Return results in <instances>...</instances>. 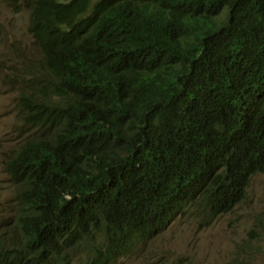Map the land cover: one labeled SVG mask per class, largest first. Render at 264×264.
I'll return each mask as SVG.
<instances>
[{
    "label": "trees",
    "instance_id": "1",
    "mask_svg": "<svg viewBox=\"0 0 264 264\" xmlns=\"http://www.w3.org/2000/svg\"><path fill=\"white\" fill-rule=\"evenodd\" d=\"M26 1L55 77L21 97L39 134L7 163L20 210L0 264H113L115 244L124 256L189 210L207 206L212 223L245 199L264 171L252 148L259 131L264 148V0H151L141 18L150 0H98L113 18L85 15L84 0ZM106 57L113 85L98 76Z\"/></svg>",
    "mask_w": 264,
    "mask_h": 264
},
{
    "label": "rangeland",
    "instance_id": "2",
    "mask_svg": "<svg viewBox=\"0 0 264 264\" xmlns=\"http://www.w3.org/2000/svg\"><path fill=\"white\" fill-rule=\"evenodd\" d=\"M29 25L26 2L15 8L10 0H0V231L14 228L20 210L6 163L36 130L25 122L21 97L45 72ZM147 238L115 264H264V171L232 212L212 223L189 212ZM79 261L80 256L73 264Z\"/></svg>",
    "mask_w": 264,
    "mask_h": 264
},
{
    "label": "clouds",
    "instance_id": "3",
    "mask_svg": "<svg viewBox=\"0 0 264 264\" xmlns=\"http://www.w3.org/2000/svg\"><path fill=\"white\" fill-rule=\"evenodd\" d=\"M7 1H9V0H7ZM10 1L12 2V6L15 7V8H17V5H15L14 0H10ZM97 1H98V0H84V2H83V4H82V12H83L85 15H87V16H103V17H111V18H113V17L115 16L114 13H111V12H109V11H107V10L102 9V8L98 5ZM211 1H212V0H204V4H203L202 9H204L205 7H207ZM243 1H244V0H241V2H243ZM21 2H26V4H27V1H26V0H22ZM154 7H155V6L152 4V1H151V0L148 1V5H147V7L144 8V9H142L139 18L143 17L144 15H146V14H148V13H152V12H154V11H155ZM202 9H201V10H202ZM201 10H200V11H201ZM28 11H30L29 6H28ZM197 12H199V11H197ZM218 16H219V15H218ZM218 16H217V17H218ZM30 23H31V16H30ZM29 27H30V25H29ZM29 27H28V28H29ZM28 30H29V29H28ZM29 33L31 34V36H32V38H33V40H34V42L37 43V41H36V39H35L33 33H32L30 30H29ZM90 37H93V36H90ZM36 45H37V44H36ZM37 47H38V45H37ZM38 48H39V47H38ZM39 50H40V48H39ZM40 52H41V50H40ZM41 54H42V52H41ZM43 59H44V61H45V57H44V56H43ZM103 59H104V62H103V65H102V67L100 68V70H99V72H98V76H99V78H100L104 83H108V84H110V85H113V84H115V82H116V74H115L116 62L114 61V59H112V58H110V57H106V58H103ZM44 61H43V62H44ZM123 64H124V66H125L126 68H130V67H134V66H136V58H135V55L132 54V53H131V54H126V53H124ZM253 66H254V63H252V64L249 66V68H250V67H253ZM43 67H44V66H43ZM235 68H236V67H235ZM44 69H45V72L41 74V77H44L43 80H44V81H46L47 79L52 80V79L55 77L54 74H53V72H52L50 69L47 70L45 67H44ZM236 71H238L237 68H236ZM242 75H243V78H246V76H245V72H244ZM25 93H28V91L25 92ZM24 112H25V122H26L27 124H29V125L32 126V124L27 120V112H26L25 109H24ZM34 128H35V127H34ZM35 129H36L35 131H37L38 134H39V130H38V128H35ZM260 134H261V131L256 132V133L254 134V136H253V139H252V148H253V150H254V153H255L256 157H258V158L264 157V148H263L262 145H261ZM27 140H29V138L25 139V140L22 142V144L20 145V147H19L17 150H15V151L10 155L8 161H9L13 156H15V155L19 152V150L22 148V146H23L26 142H28ZM8 161H7V163H8ZM7 163H6V172H8V171H7ZM262 172H263V170H259V171L255 172L254 174L251 175L249 181L245 182V184H244V188H245L246 197H247V194H248V192H249V189H250V187H251V184H252L254 178L257 177L258 175L262 174ZM9 178H10V175H9ZM10 179H11V178H10ZM15 185H16V184H15ZM105 192H106V189H104V190H100V191H97V192L95 193V195H94V200H96V201H100V202H101L102 197H103V195H104ZM246 197H245V199H246ZM245 199H244V200H245ZM244 200H243V201H244ZM243 201H242V202H243ZM242 202H241V203H242ZM241 203H240V204H241ZM189 212H191V213H197V214H201L202 216L209 217L208 214H209L210 211H209V209H208L207 206H206V207H204V206H200V207L197 209V211H191V210H189V211H187L186 213H189ZM231 212H232V211H231ZM186 213H185V214H186ZM228 213H230V212H228ZM185 214H184V215H185ZM224 214H227V213H224ZM224 214L222 213L221 215H224ZM184 215H182L181 217H183ZM181 217H179L178 220H179ZM209 218H210V217H209ZM122 244H123V243H119V244H115V245H113V246L110 247V248L107 250V252L104 254V256H105L107 253H116V254H118V257H117V259L113 262V264H115V262H117V261H119V260H122V258L125 257V256H127L128 254L132 253V252L136 249L138 243L133 244V250H132V252L127 253V254L124 255V256L121 255V253H122V249H123V248H122ZM104 256H103V257H104ZM103 257H102V258H103ZM77 258H79V256H78ZM102 258H101V259H102ZM83 259H84L85 261H88V262L90 263L89 255H88L87 253L80 254V260L83 261ZM101 259H99V260H101ZM81 261H79V264H81ZM97 261H98V260H97Z\"/></svg>",
    "mask_w": 264,
    "mask_h": 264
},
{
    "label": "bare ground",
    "instance_id": "4",
    "mask_svg": "<svg viewBox=\"0 0 264 264\" xmlns=\"http://www.w3.org/2000/svg\"><path fill=\"white\" fill-rule=\"evenodd\" d=\"M262 234V233H261Z\"/></svg>",
    "mask_w": 264,
    "mask_h": 264
}]
</instances>
